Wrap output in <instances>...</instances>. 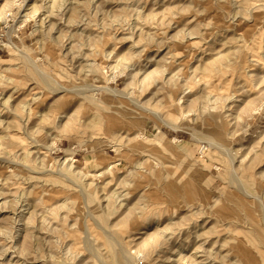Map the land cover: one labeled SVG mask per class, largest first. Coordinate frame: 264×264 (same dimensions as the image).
<instances>
[{
    "label": "rangeland",
    "instance_id": "1",
    "mask_svg": "<svg viewBox=\"0 0 264 264\" xmlns=\"http://www.w3.org/2000/svg\"><path fill=\"white\" fill-rule=\"evenodd\" d=\"M111 244L264 264V0H0V264Z\"/></svg>",
    "mask_w": 264,
    "mask_h": 264
},
{
    "label": "bare ground",
    "instance_id": "2",
    "mask_svg": "<svg viewBox=\"0 0 264 264\" xmlns=\"http://www.w3.org/2000/svg\"><path fill=\"white\" fill-rule=\"evenodd\" d=\"M91 69V68H90ZM164 135V134H163ZM173 140H176V139H173ZM66 161H68V160H66ZM69 161H71V160H69ZM112 241H114V240H112ZM114 243H115V241H114ZM116 244V243H115ZM114 244V246L111 244V246H113L112 248L114 249V252H115V257H116V263L117 264H125V259L123 258L124 256H123V254H122V250L120 251V249L117 247V245H115ZM118 248V249H117Z\"/></svg>",
    "mask_w": 264,
    "mask_h": 264
}]
</instances>
